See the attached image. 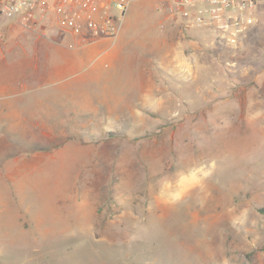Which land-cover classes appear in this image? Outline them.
<instances>
[{
  "label": "rangeland",
  "instance_id": "1",
  "mask_svg": "<svg viewBox=\"0 0 264 264\" xmlns=\"http://www.w3.org/2000/svg\"><path fill=\"white\" fill-rule=\"evenodd\" d=\"M255 18L233 44L190 32L196 71L164 72L142 113L100 119L47 94L25 119L3 111L0 264H264V0ZM4 35L14 53L34 46ZM29 58L43 84L47 57Z\"/></svg>",
  "mask_w": 264,
  "mask_h": 264
},
{
  "label": "crops",
  "instance_id": "2",
  "mask_svg": "<svg viewBox=\"0 0 264 264\" xmlns=\"http://www.w3.org/2000/svg\"><path fill=\"white\" fill-rule=\"evenodd\" d=\"M142 1H130L126 18L124 14L119 33L113 39L99 30L90 31L85 27L76 33L62 25L55 15H51L42 27L32 30L23 29L16 19H0L4 37H28L34 41L31 49L22 47L15 53L12 48L0 47V104L3 105L0 115L6 111V117L2 114V118L25 119L26 110L21 104L27 102L34 106L41 102L42 94H47L52 103L64 98L73 111L100 119L110 118V114L117 112L142 113L147 105L161 103L160 90L166 85L164 72L173 76L181 73L179 77L184 79L185 71L195 72L196 69L185 62V37H189V33L184 34L177 23L156 11V0ZM156 14L159 19L153 24ZM10 54L17 56L16 59L10 61ZM42 54L47 57L44 66L49 72L43 84L35 75L28 79L24 75L25 56L31 57L28 62L37 67ZM77 75L80 78L77 81L69 79L71 81L62 83L57 80ZM46 87L48 90L41 93ZM28 95L32 98L26 99ZM10 177L13 182L18 178L14 169Z\"/></svg>",
  "mask_w": 264,
  "mask_h": 264
},
{
  "label": "built area",
  "instance_id": "3",
  "mask_svg": "<svg viewBox=\"0 0 264 264\" xmlns=\"http://www.w3.org/2000/svg\"><path fill=\"white\" fill-rule=\"evenodd\" d=\"M131 0H0V19H16L25 30L42 27L51 15L79 33L99 30L115 38ZM156 11L179 25L184 34L222 35L235 43L256 22V0H156Z\"/></svg>",
  "mask_w": 264,
  "mask_h": 264
},
{
  "label": "trees",
  "instance_id": "4",
  "mask_svg": "<svg viewBox=\"0 0 264 264\" xmlns=\"http://www.w3.org/2000/svg\"><path fill=\"white\" fill-rule=\"evenodd\" d=\"M261 212H264V210H263V209H261Z\"/></svg>",
  "mask_w": 264,
  "mask_h": 264
}]
</instances>
